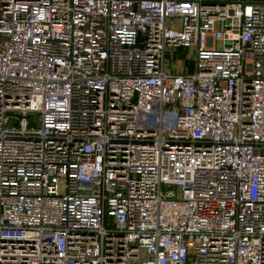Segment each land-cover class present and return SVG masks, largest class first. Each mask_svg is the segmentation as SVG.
Instances as JSON below:
<instances>
[{
    "label": "built area",
    "instance_id": "built-area-1",
    "mask_svg": "<svg viewBox=\"0 0 264 264\" xmlns=\"http://www.w3.org/2000/svg\"><path fill=\"white\" fill-rule=\"evenodd\" d=\"M0 264H264V4L0 0Z\"/></svg>",
    "mask_w": 264,
    "mask_h": 264
},
{
    "label": "crops",
    "instance_id": "crops-1",
    "mask_svg": "<svg viewBox=\"0 0 264 264\" xmlns=\"http://www.w3.org/2000/svg\"><path fill=\"white\" fill-rule=\"evenodd\" d=\"M255 2H258L260 4H264V0H254Z\"/></svg>",
    "mask_w": 264,
    "mask_h": 264
},
{
    "label": "rangeland",
    "instance_id": "rangeland-1",
    "mask_svg": "<svg viewBox=\"0 0 264 264\" xmlns=\"http://www.w3.org/2000/svg\"><path fill=\"white\" fill-rule=\"evenodd\" d=\"M220 45V42L219 41H216V46H219Z\"/></svg>",
    "mask_w": 264,
    "mask_h": 264
}]
</instances>
